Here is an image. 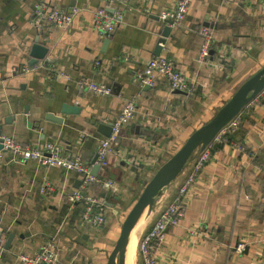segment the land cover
Segmentation results:
<instances>
[{"label":"crops","instance_id":"1","mask_svg":"<svg viewBox=\"0 0 264 264\" xmlns=\"http://www.w3.org/2000/svg\"><path fill=\"white\" fill-rule=\"evenodd\" d=\"M176 1L0 0L2 137L29 147L55 141L64 155L92 166L112 121L127 102L135 105L134 118L121 129L108 166L89 185H82L76 172L22 163L1 152L0 232L5 237L0 264H19L21 256L35 255L49 241L56 246L57 264H107L121 213L133 206L186 138L264 65V0H193L183 20L170 26L157 54L166 26L160 12L171 10ZM37 2L63 12L75 6L79 12L66 28L51 23L36 27L31 17ZM102 6L121 16L109 36L91 24L93 11ZM202 26L213 36L206 59L199 57ZM34 45L44 54L30 64ZM157 55L188 78L189 92H171L160 73L147 89L140 85L136 75ZM79 80L110 89L116 84L118 90L95 95L80 89ZM62 105L80 112L61 115ZM47 114L63 119L62 124L46 121ZM8 117L12 121L5 124ZM226 135L230 140H221ZM215 141L224 145L215 152L210 146V158L190 189L179 224L156 253L157 264H264V91L242 111L237 128ZM190 169L188 164L164 189L138 241ZM45 184L48 190L41 191ZM78 189L101 199L104 225L88 226L83 206L69 202ZM240 244L244 250L237 253ZM134 264H143L137 246Z\"/></svg>","mask_w":264,"mask_h":264},{"label":"built area","instance_id":"2","mask_svg":"<svg viewBox=\"0 0 264 264\" xmlns=\"http://www.w3.org/2000/svg\"><path fill=\"white\" fill-rule=\"evenodd\" d=\"M193 0H177L171 10L160 12V19L164 22L171 20L170 26H176L185 17L190 4ZM79 12L78 7H72L68 11H60L56 8L48 9L43 3L37 2L33 7L31 22L34 26L40 27L43 23H51L59 28H66L71 25L73 18ZM121 16L119 14H110L102 6L93 11L91 24L93 29L104 36H109L119 25ZM202 36L199 57L206 59L210 55V49L213 44L211 29L202 26L199 29ZM161 47L164 43H160ZM155 73L164 75L169 83L171 92L182 91L189 92L191 84L188 78L180 73L171 62L163 55H157L150 58L143 66L142 70L136 75L140 85H152L155 79ZM80 89L90 91L95 95L111 94L109 86L103 83L79 80ZM135 105L132 101L127 102L121 112L111 123V132L108 137L101 139L98 143L95 164L100 168L108 166V157L114 150L118 135L121 129L133 120ZM239 116L233 119L220 133L233 131L237 128ZM219 135V136H220ZM2 151L10 152L18 161L26 163L35 161L40 166L46 168H59L68 172H76L81 175L82 185L86 186L95 181V176L91 175V168L77 156H68L63 154L62 146L58 142H47L42 146L29 147L16 143L11 138L2 137ZM210 158V146L196 155L194 160L189 163L191 169L186 175L184 181L177 187L175 197L171 202L163 207L156 219L152 222L150 228L140 237L137 245V252L143 260V264H157L156 253L166 240L170 229L176 227L184 213L185 202L194 185L196 177L203 170L205 164ZM111 183H108L110 186ZM47 185L41 188V191H47ZM69 202L81 204L84 208L83 220L90 227L97 228L105 223V217L102 213V201L100 198L93 197L84 193L81 189L75 190L69 197ZM4 232H0V255L4 252ZM244 245L236 246L235 251L242 253ZM19 264H57L58 253L54 241H49L33 256H21Z\"/></svg>","mask_w":264,"mask_h":264},{"label":"water","instance_id":"3","mask_svg":"<svg viewBox=\"0 0 264 264\" xmlns=\"http://www.w3.org/2000/svg\"><path fill=\"white\" fill-rule=\"evenodd\" d=\"M166 26L159 38L158 43H164L165 38L169 35L171 20L165 22ZM108 39L106 38L102 47L106 45ZM161 46L157 44L155 52L159 54ZM32 59L30 64L36 63L38 58L44 54V49L37 45L31 48ZM148 85L144 86L147 89ZM117 89L116 84L113 85L111 93ZM118 90V89H117ZM264 91V65L248 77L234 92L230 99L216 112V114L205 124L196 129L186 139L183 145L154 173L150 180L145 184L138 199L135 201L128 214L126 215L119 236L116 239L114 247L112 248L107 264H124L126 243L129 236L138 222L141 215L148 211L151 212L158 198L162 196L164 189H166L183 171V169L191 163L197 154L208 148L219 137L222 130L242 111L254 101ZM176 94H186L182 91H175ZM80 109L73 106L62 105L61 115L70 116L77 115ZM44 119L48 122L62 124L63 119L52 114L45 115ZM12 117L5 119V124H10ZM111 132V125L108 132L105 134L109 136ZM2 127L0 126V150H2ZM97 156L92 160L91 175L96 176L100 167L95 164ZM12 240L9 236L6 246Z\"/></svg>","mask_w":264,"mask_h":264},{"label":"bare ground","instance_id":"4","mask_svg":"<svg viewBox=\"0 0 264 264\" xmlns=\"http://www.w3.org/2000/svg\"><path fill=\"white\" fill-rule=\"evenodd\" d=\"M145 212L141 215L138 222L136 223L134 229L132 230L129 239L126 243V252H125V260L124 264H131L133 262V258L136 251L137 241H138V234L142 230V227L145 225ZM144 224V225H143ZM141 235V234H140Z\"/></svg>","mask_w":264,"mask_h":264},{"label":"rangeland","instance_id":"5","mask_svg":"<svg viewBox=\"0 0 264 264\" xmlns=\"http://www.w3.org/2000/svg\"><path fill=\"white\" fill-rule=\"evenodd\" d=\"M262 66H259L258 68L260 69ZM258 69V70H259ZM216 112L217 111H214L211 115H210V119L216 114ZM207 119H208V117L206 118V121H207ZM209 119V120H210ZM208 120V121H209ZM207 121V122H208ZM187 139V138H186ZM186 141V140H185ZM159 199V198H158ZM156 205V204H155ZM155 205H154V207H155ZM129 206H130V204H129ZM153 207V208H154ZM128 208V207H127ZM130 208H131V206H130ZM130 208L129 209H126V211H123L122 213H121V218H119L117 221L119 222L118 223V229H119V233H120V229H121V226H122V223H123V221H124V219H125V217H126V215L128 214V212H129V210H130ZM149 213L150 212H148V211H146L145 212V219H146V221H145V223L148 221V217H149ZM144 225V224H143ZM143 228V227H142ZM115 244V243H114ZM113 248V247H112ZM133 260V262H132V264H134V258L132 259ZM130 264H131V261H130Z\"/></svg>","mask_w":264,"mask_h":264},{"label":"trees","instance_id":"6","mask_svg":"<svg viewBox=\"0 0 264 264\" xmlns=\"http://www.w3.org/2000/svg\"><path fill=\"white\" fill-rule=\"evenodd\" d=\"M230 140V137L228 138V136L226 135L225 137H222V139L221 140ZM223 141H219V142H217V141H215V142H213L212 143V145H211V148H212V152H215V151H218L219 149H221L222 148V146L224 145V143H222Z\"/></svg>","mask_w":264,"mask_h":264}]
</instances>
